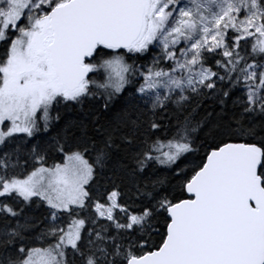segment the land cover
<instances>
[{
	"label": "snow or ice",
	"instance_id": "1",
	"mask_svg": "<svg viewBox=\"0 0 264 264\" xmlns=\"http://www.w3.org/2000/svg\"><path fill=\"white\" fill-rule=\"evenodd\" d=\"M0 264H264V0H0Z\"/></svg>",
	"mask_w": 264,
	"mask_h": 264
}]
</instances>
